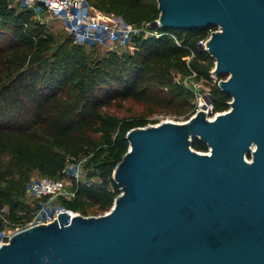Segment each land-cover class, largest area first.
Here are the masks:
<instances>
[{"label":"water","instance_id":"water-1","mask_svg":"<svg viewBox=\"0 0 264 264\" xmlns=\"http://www.w3.org/2000/svg\"><path fill=\"white\" fill-rule=\"evenodd\" d=\"M157 3L152 28L216 27L200 49L229 108L128 130L110 209L16 231L0 264H264V0Z\"/></svg>","mask_w":264,"mask_h":264},{"label":"trees","instance_id":"trees-1","mask_svg":"<svg viewBox=\"0 0 264 264\" xmlns=\"http://www.w3.org/2000/svg\"><path fill=\"white\" fill-rule=\"evenodd\" d=\"M87 2L134 25L160 13L157 0ZM159 29L179 44L167 34L136 37L133 52L100 54L98 45L70 35L56 40L31 9L0 0V230L4 218L27 221L38 207L26 194L32 172L59 178L69 161L85 159L87 180L74 182L60 206L82 215L109 210L120 193L112 174L129 147L128 130L158 122L157 115L191 117L196 93L188 78L210 85L213 112L229 108L231 96L217 85L224 76H211L215 60L198 45L216 27ZM127 100L142 109L110 110ZM191 146L208 150L197 137Z\"/></svg>","mask_w":264,"mask_h":264},{"label":"built area","instance_id":"built-area-1","mask_svg":"<svg viewBox=\"0 0 264 264\" xmlns=\"http://www.w3.org/2000/svg\"><path fill=\"white\" fill-rule=\"evenodd\" d=\"M10 6L21 4L23 7L33 11L35 16H41L46 13L61 19L68 30V34L77 44H100L108 47V50L120 52H133L136 49V37H159L163 34L169 35L177 44L176 37L159 28H152L151 23L144 25H134L125 22L121 17L104 14L87 2V0H8ZM104 15L107 20L100 18L98 15ZM207 32L205 38L199 40L198 45L203 46L209 38L210 33ZM211 76H216L211 71ZM188 85V84H187ZM210 90L203 93L201 97L196 96L195 112L203 109L208 118H213L217 112H213L212 102L206 103L210 99ZM80 160L69 161L62 170V177L41 176L31 179L26 186V194L38 199V207L33 211L31 218L27 221L9 223L5 218L6 226L0 230V245L7 243L11 235L25 227L36 224H47L57 219L60 211H66L70 215L71 210L65 209L63 206H55L53 200L61 196L70 198L73 195L72 190H67L68 186L73 187L74 182H84L80 180ZM6 211V207L2 208Z\"/></svg>","mask_w":264,"mask_h":264},{"label":"rangeland","instance_id":"rangeland-1","mask_svg":"<svg viewBox=\"0 0 264 264\" xmlns=\"http://www.w3.org/2000/svg\"><path fill=\"white\" fill-rule=\"evenodd\" d=\"M98 16L100 18H103V19L107 20V18L104 17V15H102V14H100ZM35 17L38 18L39 20H41L42 22H45L47 24V26L49 27V30L55 36L56 40L59 41L61 37L69 35L68 34V30L65 27V25H64V23H63V21L61 19H59L57 17H54V16H51V15L46 14V13L42 14L41 16H35ZM87 45H89V44H87ZM96 45H98V51H99L100 54H103L106 51H109L108 47H106L104 45H100V44H96ZM118 52H120V51H118ZM187 84H188V86L190 88H192L195 91L197 97H201L203 95V93H205L208 90H210V85H208L207 83L202 82V81H194L192 78H188L187 79ZM129 107L133 108L136 111H140L142 109V107L140 105L135 104L133 101L127 100V101L124 102V109L111 108L110 110L112 112H114V113L119 114V115H126L127 114L126 110ZM156 118H158V122H156V123H160V122H163V121H166V120L174 121V122H183L184 121L182 119H176V118L171 117V116H160V115H157ZM156 123H154V124H156ZM249 158L250 157H248V159ZM84 162H85V159H81L80 162H79L80 165H81V168H80V180H87V178H86L87 169L84 168ZM39 177H41V175L38 172H36V171L32 172L31 179H36V178H39ZM93 179H95V178H93ZM67 190L68 191L69 190L73 191V187L70 188L68 186ZM28 197L29 198H34V197H31V196H28ZM62 198L63 197H61V196L56 197L53 200V204L55 206L61 205V200L60 199H62Z\"/></svg>","mask_w":264,"mask_h":264},{"label":"bare ground","instance_id":"bare-ground-1","mask_svg":"<svg viewBox=\"0 0 264 264\" xmlns=\"http://www.w3.org/2000/svg\"><path fill=\"white\" fill-rule=\"evenodd\" d=\"M73 212V211H72ZM73 215L75 214V213H72Z\"/></svg>","mask_w":264,"mask_h":264}]
</instances>
